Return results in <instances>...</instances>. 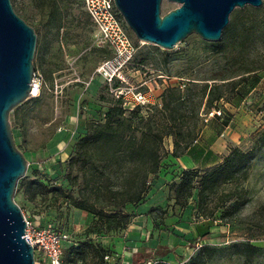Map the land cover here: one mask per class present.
Listing matches in <instances>:
<instances>
[{"label": "rangeland", "instance_id": "obj_1", "mask_svg": "<svg viewBox=\"0 0 264 264\" xmlns=\"http://www.w3.org/2000/svg\"><path fill=\"white\" fill-rule=\"evenodd\" d=\"M11 1L37 33L33 62L45 79L40 96L29 97L10 113L15 143L28 161L24 177L70 190L65 177L68 160L85 133L87 118L92 110L98 112L96 118H103L108 103L102 98L114 94L98 72L112 52L97 38L83 0H57V6L53 0ZM179 5L163 0L162 14ZM137 45L136 56L125 71L126 79L156 104H160L167 86L185 90V98L174 114L180 132L195 130L199 138L203 128L213 130L221 124L217 119L230 123V133L222 141L225 150L221 161L201 168L207 176L186 205L194 217L192 222L202 227L197 237H187V246L194 248L192 256L202 245H208L217 251L205 264H264V255L248 263L234 249L235 244L245 243L264 249V0L261 6L235 8L219 40L191 33L172 49L144 41ZM95 81L98 91L92 93L90 85ZM214 109H222V115L206 122L203 116ZM170 138L175 143L174 136L167 137L165 150ZM21 182L22 178L14 198L24 215L35 224L51 226L70 236L64 264H121L110 248V258L107 254L103 259L95 255L103 246L99 241L103 234L89 232L93 215L68 207L51 194L31 200L20 188ZM206 226L212 229L205 232ZM192 231L191 227L185 234L169 229L164 238H186ZM90 240L94 246L88 257L70 261L73 248ZM171 250L165 243L158 245L145 264L190 261L191 257L185 261ZM169 251L176 259L173 262L167 258ZM128 259L132 260L130 255Z\"/></svg>", "mask_w": 264, "mask_h": 264}, {"label": "trees", "instance_id": "obj_2", "mask_svg": "<svg viewBox=\"0 0 264 264\" xmlns=\"http://www.w3.org/2000/svg\"><path fill=\"white\" fill-rule=\"evenodd\" d=\"M52 3L57 6V0ZM136 42L139 41L136 39ZM184 98L185 90L170 85L162 91L160 104L137 105L128 110L122 97L103 96L108 103L103 118L95 117L87 122L85 133L68 160L65 177L70 190L26 177L22 178L20 188L31 200L51 194V198L68 207L91 213L94 218L89 232L107 235L126 229L133 219L128 207L146 200L151 178L161 170L167 154L166 138L174 136L175 156L197 139L195 130L183 134L177 127L174 114ZM201 170L181 169L174 174L169 188L175 194V204L187 205L207 176ZM93 246L92 240L82 242L73 248L70 261L86 259ZM99 249L95 254L98 258L109 254L104 246ZM234 249L248 263L264 255V249L252 243L235 244ZM216 251L202 245L186 264H205Z\"/></svg>", "mask_w": 264, "mask_h": 264}, {"label": "water", "instance_id": "obj_3", "mask_svg": "<svg viewBox=\"0 0 264 264\" xmlns=\"http://www.w3.org/2000/svg\"><path fill=\"white\" fill-rule=\"evenodd\" d=\"M180 5L162 14L163 0H115L139 41L174 48L191 33L219 40L237 7L261 6L263 0H170ZM37 33L0 0V264H36L35 248L25 237L27 221L14 195L28 161L16 145L11 111L30 97L35 72Z\"/></svg>", "mask_w": 264, "mask_h": 264}, {"label": "crops", "instance_id": "obj_4", "mask_svg": "<svg viewBox=\"0 0 264 264\" xmlns=\"http://www.w3.org/2000/svg\"><path fill=\"white\" fill-rule=\"evenodd\" d=\"M90 90L92 93H96L98 82H92ZM97 113L92 110L87 121L97 117ZM217 120L221 121V124L213 130L203 128L200 137L177 156L173 155L175 147L173 139L170 138V145L167 146V154L162 160L161 170L151 178L152 185L146 200L138 205H130L127 209L133 214L132 222L122 233L100 237L99 241L105 248L114 251V257L120 259L121 264H133V262L145 264L144 260L152 249L164 243L169 245L175 255L183 256L185 261L192 256L194 248L187 246L189 243L187 237H197L202 227L198 222H192L194 217L186 206L175 204V194L170 190L169 183L173 180L174 174L181 169L209 168L221 161V153L225 150L222 141L230 133L228 130L230 123L222 122L223 118ZM78 210L89 213L81 209ZM158 219L161 221L156 223L155 220ZM190 227L194 232L192 231L190 236L187 234L186 238L175 235H171V239L164 238L169 229L185 234L189 232ZM204 229H207L204 231L208 232L212 227L208 229L206 226ZM171 251L167 253L169 255L167 258L173 262L176 259L173 254H170ZM128 255H130L131 261H129Z\"/></svg>", "mask_w": 264, "mask_h": 264}, {"label": "built area", "instance_id": "obj_5", "mask_svg": "<svg viewBox=\"0 0 264 264\" xmlns=\"http://www.w3.org/2000/svg\"><path fill=\"white\" fill-rule=\"evenodd\" d=\"M84 8L92 20L96 36L107 47L112 55L104 60L98 72L111 86L116 97H122L124 106L130 110L137 105L153 104L154 101L146 92L137 89L126 79V69L134 60L138 45L132 30L115 4V0H83ZM119 82V85H116ZM30 97L41 95L45 79L42 73L35 70L32 78ZM222 109H214L205 114L204 120L208 122L213 116H221ZM27 227L25 237H29L35 248V263L64 264L66 243L70 236L51 226H40L31 221L26 215ZM106 258H110L107 254Z\"/></svg>", "mask_w": 264, "mask_h": 264}]
</instances>
